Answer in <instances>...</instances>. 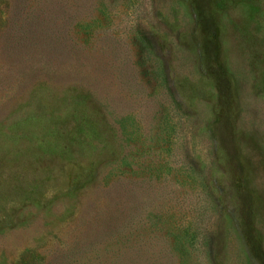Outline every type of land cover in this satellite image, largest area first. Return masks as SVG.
Segmentation results:
<instances>
[{
    "label": "rangeland",
    "instance_id": "rangeland-1",
    "mask_svg": "<svg viewBox=\"0 0 264 264\" xmlns=\"http://www.w3.org/2000/svg\"><path fill=\"white\" fill-rule=\"evenodd\" d=\"M8 1L0 264H264V0Z\"/></svg>",
    "mask_w": 264,
    "mask_h": 264
},
{
    "label": "trees",
    "instance_id": "trees-1",
    "mask_svg": "<svg viewBox=\"0 0 264 264\" xmlns=\"http://www.w3.org/2000/svg\"><path fill=\"white\" fill-rule=\"evenodd\" d=\"M13 4L15 5V7H13ZM6 7H9V10L12 11V10H15V9H18V3H17V0H9L8 3H7V6ZM10 16H7V19L9 18ZM13 17H10V21H12ZM174 100V99H173ZM175 101V100H174Z\"/></svg>",
    "mask_w": 264,
    "mask_h": 264
}]
</instances>
